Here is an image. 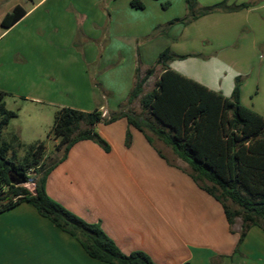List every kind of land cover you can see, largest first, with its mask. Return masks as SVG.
Here are the masks:
<instances>
[{"label": "rangeland", "instance_id": "rangeland-1", "mask_svg": "<svg viewBox=\"0 0 264 264\" xmlns=\"http://www.w3.org/2000/svg\"><path fill=\"white\" fill-rule=\"evenodd\" d=\"M134 1L0 0V34L7 12L17 5L30 11L0 37V88L7 92V108L18 113L3 129V138L12 142L19 136V159L45 137L65 106L87 112L113 107L117 113L110 111L107 117L128 113L149 120L140 98L155 88L163 70L157 61L166 50L187 56L173 58L174 70L215 89L225 91L240 77L244 104L264 115V0H227L228 5L250 4V10H243L238 20L222 19L219 12L187 25L177 20L190 18L188 0H138L143 8L134 7ZM222 1L194 0L193 11L198 14ZM149 70L153 73L143 93L130 99ZM40 94L51 95L55 103L26 99ZM62 154L57 148L46 152L44 169ZM29 176L37 178V173ZM250 242L246 263L264 264V249ZM243 252L238 256L243 258Z\"/></svg>", "mask_w": 264, "mask_h": 264}, {"label": "crops", "instance_id": "crops-1", "mask_svg": "<svg viewBox=\"0 0 264 264\" xmlns=\"http://www.w3.org/2000/svg\"><path fill=\"white\" fill-rule=\"evenodd\" d=\"M243 10L215 13L222 12V19L238 20ZM25 11L24 17L10 28L30 12ZM1 27L5 30L0 37L10 29ZM257 47L254 42L253 50ZM169 67L174 70L170 63ZM200 83L226 97H231L235 88L231 85L224 91ZM0 91L7 96L6 91ZM51 97L40 94L26 99L52 106L55 101ZM240 100L245 105L243 85ZM96 109L103 111L104 117L117 113L113 107ZM52 126L53 121L40 140L47 138L46 152L59 144V139L49 135ZM96 131L110 151L92 140L76 143L48 175L46 191L80 218L99 224L124 254L142 251L156 264H250L246 259L251 239L264 249V231L253 227L239 248L244 249L243 258L238 256L241 222L229 225L222 204L193 180L187 164L166 144L158 140L150 143L124 117L97 125ZM0 264L109 263L90 257L75 237L41 216L31 204L22 203L0 214Z\"/></svg>", "mask_w": 264, "mask_h": 264}, {"label": "trees", "instance_id": "trees-1", "mask_svg": "<svg viewBox=\"0 0 264 264\" xmlns=\"http://www.w3.org/2000/svg\"><path fill=\"white\" fill-rule=\"evenodd\" d=\"M187 3L190 18L177 20L184 25L218 11L236 12L251 7L247 3L228 5L224 0L195 14L194 0ZM132 5L144 7L138 0ZM25 14V9L18 5L3 17L1 25L8 29ZM175 56L187 57L172 55L169 50L161 53L157 63L163 70L152 91L141 96L153 70H149L132 91L130 99L141 96L140 103L149 114V120L128 113L108 118L98 109L87 112L67 106L61 108L55 114L49 135L59 139L56 148L63 154L47 169H44L47 150L44 141L31 145L19 159L18 149L23 147L19 136L15 135L12 142L4 140L3 129L17 113L7 109L6 93L0 91V214L28 203L63 232L75 237L93 259L109 264H156L142 251L124 254L99 224L80 218L46 191L48 175L67 158L76 143L92 140L110 151L96 127L101 122L110 124L124 117L143 132L150 143L163 142L187 164L193 180L222 204L230 226L241 219L236 252L253 227L264 231V115L241 103L240 77L236 79L231 97H226L171 69L169 63ZM130 141L128 136L127 144ZM31 171L37 173V178L29 176ZM30 181L34 182L33 189L26 187ZM229 203L238 209L230 208Z\"/></svg>", "mask_w": 264, "mask_h": 264}, {"label": "built area", "instance_id": "built-area-1", "mask_svg": "<svg viewBox=\"0 0 264 264\" xmlns=\"http://www.w3.org/2000/svg\"><path fill=\"white\" fill-rule=\"evenodd\" d=\"M29 185H34V182L33 181H30L26 184V187L29 188Z\"/></svg>", "mask_w": 264, "mask_h": 264}]
</instances>
